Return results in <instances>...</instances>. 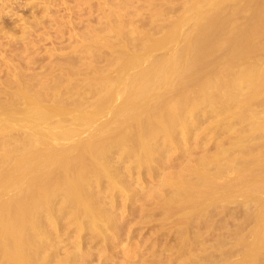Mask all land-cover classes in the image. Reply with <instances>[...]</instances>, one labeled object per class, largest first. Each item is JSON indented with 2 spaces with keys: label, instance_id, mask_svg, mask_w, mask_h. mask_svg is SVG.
<instances>
[{
  "label": "rangeland",
  "instance_id": "rangeland-1",
  "mask_svg": "<svg viewBox=\"0 0 264 264\" xmlns=\"http://www.w3.org/2000/svg\"><path fill=\"white\" fill-rule=\"evenodd\" d=\"M201 1L6 2L2 12L0 10L7 22H0V113L4 110L21 113L28 107L26 101L19 97L21 91L37 101L39 107L63 112V115L53 112L55 114L51 116L57 118L50 119L52 117L49 116L47 120L48 125L54 123L53 126L49 127L45 120L46 125L42 127L48 129L44 130L47 131L45 133L54 136L51 146L57 145L56 149L62 147L63 154L67 152L64 150L66 146L72 149L73 154L68 149L71 154L68 153V157L74 158V162L71 159L74 165L63 171L61 163L54 167L63 175L54 171L53 174L50 172L52 176L49 171L45 173L44 176L51 177L49 183L44 177V185L31 184L34 192L27 184V192L26 185H23L25 188L16 186L17 191L15 187H12L14 190L11 188L12 192L19 194L17 196L15 192L10 194L11 189H8L7 198L3 196L1 199L0 193V206L3 200L2 206L9 203L17 209L14 205L21 202L22 196L28 192L38 194L44 187L37 198L29 200L31 206L26 204L27 207L21 210V217L22 212L26 213L21 220V229L14 231L8 227L9 223L3 224L5 230L0 227L3 232L6 226L7 230L15 232L9 235L0 231L3 234L1 238H4H0V243L1 240L7 243L6 237L11 244L0 245V264H21V258L23 264H264V223L259 225L264 221L261 220L264 219V82H261L264 81V0H213L211 4L205 0L210 4L209 10ZM200 5L206 9L202 10ZM213 16L223 22L225 31H217L220 34L213 32L219 38L216 37L214 45L203 53L205 64L190 75L187 73L188 76L181 73L183 76L180 78H183H178L175 72L183 70L181 64H187L188 68L192 62L181 55L178 58L177 53L186 47L190 36L197 33L194 27ZM178 29L187 33L184 31L185 35L183 32L180 33L183 36L177 37ZM172 32L175 37L170 35ZM238 34L239 40L240 34L242 38L236 46V53L222 55L221 49H227L231 37ZM243 39L246 44L242 43ZM170 57L178 58L177 61L182 58V63L174 66L178 68L174 69L175 78L181 81L177 79L180 85L175 90L171 89L172 92L170 88L162 92L163 98H160L163 100L165 97L162 101L165 104L159 110L163 112H155L156 116H152L155 113L147 111V106H156L155 98L148 101V105H143L145 108L142 106L141 112L138 110L140 106L131 107L136 116L131 114L133 110L128 109L133 95L128 88L127 77L133 75L129 73L134 74L135 71V74H140L137 71L142 68L144 73L140 75L146 79L153 70V75H148L151 79L157 71L152 69L156 60L157 67H160L158 71H161V68L168 67ZM127 59L140 61V65L144 60L148 65L144 68V63L139 70L133 68L134 71L127 68L129 76L125 72L120 79L115 78L124 72L122 69L127 67ZM135 74L136 78L140 76ZM105 79H110V84H107L109 80L105 83ZM112 79H116L118 85L112 86L115 83ZM173 81L171 87L174 88L176 83ZM112 90L115 95L124 93L117 97L111 93ZM156 93L159 91L154 95ZM126 95L131 97L129 100L125 98L127 102L123 104L121 97ZM166 95L173 96L175 101L168 99L176 103L166 100ZM178 95L183 101L182 107L179 106L182 101L179 103ZM113 96L116 97L114 102ZM102 97L104 101L109 99L107 104H111L100 109L106 112L100 111L99 114L97 111L99 115L96 112V118L102 115L103 120H108L109 117L108 130L106 126L104 131L102 129L107 133L99 130L104 126L96 127L100 122L105 125L106 120L95 118L94 122L99 121L97 124L92 120L97 110L93 107L100 105ZM117 101L122 106L119 109L126 112L122 113L124 117L120 111H115L118 108H111L120 106ZM188 101L191 104L186 105ZM176 105L181 109V117L179 113L178 118L174 113ZM108 109L117 115L112 111L110 114ZM142 110L153 118L144 117ZM87 111L92 116L84 113ZM165 111L168 116L174 114L175 117L171 116L172 120L169 117L168 122H173L175 129L171 124L164 128L167 121L165 123L164 116L159 114L166 115ZM139 113L143 117L138 121ZM75 114L84 122L77 119L79 124L75 129L81 122L80 127L85 130L80 133L79 127L75 135L70 132L72 138L76 137L77 144L73 143L75 139L67 136L69 133L64 140L66 131L62 135L66 126L65 130H75ZM110 115L124 120L127 116L129 120L123 123L121 119V123L120 118L112 117L117 122L115 124L113 120L112 124ZM84 116L87 124L92 120L91 124L99 131L91 133L94 126L89 127L90 124L88 128L83 127L86 125ZM56 120H61L60 123L64 120L65 127ZM141 123L145 124L143 132L148 134L142 133ZM161 123L165 125L162 127ZM13 124L8 128L7 125L6 130L0 124L1 181L5 178L4 173L7 175L22 158L39 148L45 150L46 146L50 147L51 136H47L49 141L31 133L38 129V134L46 136L43 131L41 133L39 124L40 129L33 124H26V127L25 123L24 129L23 125H17L18 121L16 125L21 128H13ZM28 125L33 126L31 131ZM54 127H57L56 131ZM168 129L171 132H167ZM57 133L63 142L58 143ZM71 143L78 146L73 147ZM54 146L49 149L56 151ZM60 149L56 152L59 153ZM74 186L76 190L71 189ZM47 187L52 192L47 191ZM19 188L21 192L25 189V194L19 193ZM5 192L8 193L4 190V195ZM18 196L21 197L16 202ZM25 208H29L28 211ZM9 212L4 214L5 217L10 218L12 210ZM14 237H17V243ZM5 247L8 250H4ZM1 249L11 254L5 255Z\"/></svg>",
  "mask_w": 264,
  "mask_h": 264
},
{
  "label": "bare ground",
  "instance_id": "bare-ground-1",
  "mask_svg": "<svg viewBox=\"0 0 264 264\" xmlns=\"http://www.w3.org/2000/svg\"><path fill=\"white\" fill-rule=\"evenodd\" d=\"M7 1H8V0H0V10H1V12H2L3 7H4V5L6 4ZM196 1H197V0H195V2H196ZM208 1H210V2H209L210 4L213 2V0H208ZM215 1H216V0H215ZM201 2H202V4L207 5V9L209 8V6H208L209 3H208L207 1L203 0V1H201ZM205 2H207V4H205ZM199 3H200V2H199ZM197 4H198V3H197ZM197 4H196V5H197ZM210 4H209V5H210ZM199 7H201L202 10H203V9H206L204 6H203V7H204V8H203L202 5H200ZM199 7H197V8H199ZM210 7H211V6H210ZM191 9L194 10V12H192V13H195L196 6H195V9H194V8H191ZM199 9H200V8H199ZM196 10H197V9H196ZM208 10H209V9H208ZM197 11H198V10H197ZM197 11H196V16H197V14H198ZM204 11H205V10H204ZM198 12H199V15H200V11H198ZM206 12H207V10H206ZM192 13L190 12V14H192ZM202 13H203V12H202ZM202 13H201V14H202ZM0 15H1V13H0ZM199 15H198V16H199ZM192 16H194V15L192 14ZM223 20H224V19H223ZM0 22H2L3 24L7 23V22L5 21V18L2 17V15H1V17H0ZM223 27H224V26H222V24H218V22H210L206 27L202 26V27H201V31L206 30V28H208V30H211V29H213V28H218V29H219V28H223ZM179 28H180V27H179ZM179 30H180V29H178V31H179ZM181 30H182V28H181ZM176 31H177V30H176ZM178 31H177V32H178ZM184 31H185V30H183V32H184ZM224 31H225V30H224ZM224 31H223V32H224ZM174 32H175V31H174ZM174 32H172V34H170V35H171V36L174 35ZM183 32H180V31H179L178 35H177L176 33H175V34L177 35V37H179V35H180V36H181V35L183 36V34L185 35V34L187 33V31H185L186 33H185V32L183 33ZM189 32H190V31H189ZM189 32H188V33H189ZM206 32H207V31H206ZM216 32H217V31H216ZM216 32L214 31V33H216ZM220 32H221V31H220ZM180 33H183V34H180ZM217 33H219V32H217ZM217 33H216V34H217ZM239 33H240V32H239ZM219 34H220V33H219ZM194 35H195V33L193 34V36H194ZM223 35H224V34H222V36H223ZM242 35H243V33H242ZM171 36H170V37H171ZM188 36H190V34H189ZM216 36H217V38H219V37H218L219 35H216ZM233 36H234V35H233ZM238 36H239V34H238ZM22 37H23V36L21 35L20 38H22ZM170 37H169V38H170ZM173 37H175V35H174ZM173 37H172V38H173ZM190 37H192V36H190ZM220 37H221V35H220ZM240 37L242 38L241 34H240ZM18 38H19V37H18ZM169 38H168V39H169ZM204 38H205V37L203 36V33H200V34L198 35V37H197L198 42L200 43V44H199V47H198L197 49H193L191 52H189V51L186 50L187 53H186V54L184 53V55L193 58V59H192V62H193V63H195V62H199L200 64L203 63V60H204V59H203V57H204V54H203V53H204V52L202 51V48H203V44H204V43H203L202 40H203ZM241 38H240V40H241ZM246 38H247V35L244 36V39H246ZM244 39H243V42H242V41H241V42H242L243 44H246V43H245L246 41H244ZM0 40H1V39H0ZM217 40H219V39H217ZM240 40L238 39L237 44H238V42H239ZM19 41H20V39H19ZM162 43H163V42H162ZM162 43H160V44H162ZM216 43H217V42H216ZM163 44H164V46L166 45L165 42H164ZM239 44H240V43H239ZM162 46H163V45H162ZM186 46H187V45H186ZM200 48H201V50H200ZM183 49H184V48H183ZM236 49H237V48H236ZM206 50H207V49H206ZM181 51H182V50H180V52H181ZM180 52H178L177 55L180 54ZM188 53H189V54H188ZM190 53H191V54H190ZM181 55H182V54H181ZM179 56H180V55H178L177 57L179 58ZM134 57H135V56H134ZM149 57L151 58V56H149ZM146 58H147V57H146ZM146 58H145V60L150 59V58H148V59H146ZM170 58H171V57H170ZM178 58H177V59H178ZM185 58H186V57H185ZM135 59H136V58H135ZM135 59H130V61H129V59H127V60L129 61V62L127 61L126 64H125L127 67H126V68H125L124 66L121 67V68H123V67L125 68V69H122V71L124 70V72H121V69H120V72H121L122 74H121V75H116L115 78L118 77V78L120 79V77H121L125 72L127 73V71H129V70H128L129 68H130V69H131V68H132V69H133V68H135V69L138 68V70H139V68H141V65H143L144 63H146V61L142 60L144 63H142V64L140 65V64H139L140 61L138 62V61H136L137 59H136V60H135ZM138 59H139V58H138ZM142 59H143V58H142ZM174 59H175V58H171V62H176L177 59H175V61H174ZM181 59H182V58H180V60H181ZM140 60H141V59H140ZM150 60H151V59H150ZM150 60H149V64H151V63H150ZM162 60H164V58H163ZM172 60H173V61H172ZM180 60L177 61L178 65L182 63V62H180ZM184 60H185V59H183V62H186V61H184ZM187 60H188V59H187ZM142 61H141V62H142ZM154 61H155V60H154ZM188 61H189V60H188ZM137 62H138V63H137ZM147 62H148V61H147ZM156 62H157V60H156ZM156 62H155V65H154V62H153V65L157 67L158 64L156 65ZM164 62H165V61H164ZM127 63H128V64H127ZM165 63H166V62H165ZM186 63H187V62H186ZM136 64H139V65H137L138 67H136ZM162 64H163V63H162ZM162 64H161V67H163ZM147 65H148V63H146L145 65H143V67H144V66H147ZM151 65H152V64H151ZM171 65H172V64H169V66H171ZM178 65H177V66H178ZM186 65H187V64H185V65H184L183 63L181 64V68H182L184 71H183V70H180V67H179V70L182 71V72H180V71L175 72L176 69H178V68L175 69V68H173V67H166V68L163 67V68H161V69H163V70L160 69L161 71H158V68H160L159 66H158L157 68L154 67V66H152V67H153L152 69L155 68V70L157 69L158 72H157V71L154 72V73H155V76H154L153 78H151V79H150V78L148 79V75H149V76H150V75H153V74H152L153 70L151 71V74H150L149 72H148L149 74L147 73L148 75L145 74V75H147V77H146V79H144L145 76L142 77L143 75H140V74H143V73H144V72L142 71V68H141L140 71H137V72H139V73L141 72L140 74H138V73L135 74V71H134V69H133L132 71H134V74H135V75L138 74V75H140V76H138V78H136V76L134 77L133 72H131L132 74L129 73V75H130V76L133 75L134 78H133L132 76L129 77V78L127 77V80L129 79L128 82H127V83H129V87H128V88L130 89L131 95L134 96V97H133V96H132V97H131V96H128V97H131L130 100H132V102L129 101V103H130V104L132 103V104H131L130 108L128 109V111H129L130 109L133 110V109H132L133 106H135V107H137V108L140 106V107L138 108V110H139V109L142 108L143 105H145V104L148 105V103H147L148 101H150V100L156 98V104H155L156 106H152V105H151V106H152V107H151V106H147V105H146L150 110H149L147 107H146V109H147V111H149V112L151 111L150 113H152V112H153V113H155V112H156V113H157V112H159V113L161 112V113H162L163 111H162V110L160 111L159 109H160V106L163 104L162 101L165 99V97H164V99L161 100V98H163L162 92L165 93V90H164V89L167 90V88H168V89L170 88L169 91L172 92L171 89H174V90H175V89H176V86L180 85V84L178 83L177 79L180 78V75H182L181 73H184V75H185V74L187 75V73H189V75H190V74L194 71V70H193L194 64L189 65V68H188L187 70L185 69V68H186ZM174 66H176V65H174ZM127 68H128V69H127ZM144 68H145V67H144ZM146 69L150 71L149 68H146ZM174 69H175V71H174ZM126 70H127V71H126ZM147 70H146V71L144 70V71L147 72ZM155 70H154V71H155ZM130 71H131V70H130ZM174 72L177 73V75H178V78H177V79L175 78V77H177V75H176ZM179 72H180V73H179ZM126 73H125V74H126ZM170 73H171V74H170ZM178 73H179V74H178ZM129 75H128V73H127V76H129ZM182 76H183V75H182ZM182 76H181L180 79L183 78ZM187 76H188V75H187ZM150 77H151V76H150ZM111 78H112V77H111ZM118 78H117V79H118ZM130 78H131V79H130ZM132 78H133V79H132ZM135 78H136V79H135ZM174 78H175L176 80H175ZM180 79H178L179 82L181 81ZM108 80H109V81H108ZM112 80L115 81V83L112 81V82L114 83V84H111L112 86H113V85H116V84L118 85V83H116V82H117L116 79H115V80L112 79ZM127 80H126V81H127ZM173 80H175V81H173ZM104 81H106L105 83H107V81H108L107 84H110V79H107V80L105 79ZM126 81H124L123 84H124ZM172 81H173L174 83H176V84H174V85H175L174 88L171 87V86H172V84H171ZM176 81H177V82H176ZM260 81H261V80H260ZM261 82H264V81L262 80ZM170 84H171V85H170ZM124 85L127 86L126 83H125ZM124 85H123V88H124ZM114 87H115V86H114ZM120 87H121V86H120ZM112 88H113V87H112ZM116 88H117V87H116ZM116 88H115V90H116ZM118 88H119V87H118ZM121 89H122V88H121ZM161 89H163V91H162ZM117 90H118V89H117ZM117 90H116V91H117ZM126 90H127V89H126ZM138 90H140V91H138ZM157 90L159 91V94H160V95H159L158 93H156V95H154L155 92H158ZM118 91H120V90H118ZM160 91H161V93H160ZM169 91H167V92H169ZM114 92H115V91H114ZM136 92H139V93H136ZM21 93H22V94L19 95V97H20V98L22 97V99H23L24 101H26V103L28 104V107H26V109H25L24 111L22 110L21 113H20L18 110H17L18 112H17V111L12 112L13 110H12V111H8V110L5 111V110H4V112H1V113H0V124H1V126L3 127V129L5 128V130H6V126L8 125L7 128L10 127L9 124H11V123H12V124L14 123V124L16 125V124H17V121H18V124H17V125H20V124H21V126L23 125L22 128L25 127V126H24V123H25V125H26V124H30V125L33 124V126H34V125H35V126H36V125L38 126V124H39V126H40V128H41V133H43L44 130H48V129H43V128H45V127H42V125H43V124L46 125L47 120L49 119V116L52 117V118H50V119H53L54 117H56V116H51L52 114L54 115V114L56 113V111H54V110H53V111H52V110H46V109H44V108L39 107L38 104L36 103L37 101H34V99L30 98V95H28V94L25 93L24 91H23V92L21 91ZM111 93H113V90H112ZM122 93H124V91H123ZM122 93L117 92V95L120 94V96H121ZM125 93H127V91H126ZM164 93H163V94H164ZM19 94H20V92H19ZM109 94H110V93H109ZM113 94H114V93H113ZM127 94L130 95L129 93H127ZM114 95H115V94H114ZM117 95H115V96H117ZM135 95H136V96H135ZM160 96H162V97L160 98ZM164 96H165V95H164ZM113 97H114V96H113ZM117 97H118V96H117ZM128 97H127V95H126V97H125V96H124V97H123V96L121 97V98H123V104H124V101H125V103L127 102V101H126L127 99H125V98H128ZM136 97H137V99H138L139 102L137 101ZM169 97L173 99V96L171 97V95H169ZM169 97H167V95H166V100H169V99H168ZM178 97H180V96L178 95ZM108 98H109V97H108ZM115 98H116V97L113 98V101H112V102L115 101V100H114ZM132 98H133V99H132ZM100 99H101V98H100ZM102 99H103V100H99L100 102H99V101H98V102L100 103V105H101V104H104V105H102L101 107H100V105H98L97 107L94 105L95 107H93L94 109H95V108L97 109V110L95 111V114H96L97 111H98L99 114H100V111H101L100 109H102L103 107H105V105H106V106L108 105V104H107L108 102H107L106 100L109 101V99H106V98H105V101H106V102L104 101V97H102ZM117 99H118V98H117ZM117 99H116V100H117ZM124 99H125V100H124ZM135 99H136V100H135ZM172 99L169 100V102H170V101L173 102L174 99H173V100H172ZM180 99H181V97L179 98V100H180ZM183 99H184V98H183ZM118 100H119V99H118ZM128 100H129V98H128ZM134 100H135L136 102H135ZM166 100H165V102H166ZM184 100H185V99H184ZM101 101H103V102H105V103H103V102L101 103ZM174 101H175V100H174ZM181 101H182V100H180L179 103H180ZM185 101H187V100H185ZM117 102H118L119 104H118ZM117 102H115V103H117L118 105L121 104L119 101H117ZM150 102H151V101H150ZM150 102H149V103H150ZM189 102H190V101H188V103L186 102V103H187L186 105L191 104V103H189ZM191 102H192V104H193V101H191ZM96 103H97V102H96ZM96 103H95V104H96ZM99 103H97V104H99ZM138 103H139V104H138ZM143 103H144V104H143ZM175 103H176V102H173V104H175ZM110 104H111V102L109 103L108 106H110ZM117 104H116V105H117ZM164 104H165V103H164ZM164 104H163V106H164ZM112 105H113V104H112ZM118 105H117V106H118ZM125 105H126V104H125ZM125 105H123V106H125ZM149 105H150V104H149ZM181 105L183 106V101L181 102V104H180L179 106L182 107ZM114 106H115V105H114ZM114 106L111 107V108H113V109H114V108H115V109L118 108V111L115 110V109H114V110H115L116 112H119V111H120V112H121L120 115H121L122 117H124L123 114H122V113L124 112V110H120V109H119V107L122 108V106H121V105L118 106V107H116V106L114 107ZM98 107H99V108H98ZM131 107H132V108H131ZM174 107H176L177 109H179V107H178L177 105L174 106ZM91 108H92V107H91ZM91 108H90V109H91ZM123 108H124V107H123ZM125 108L127 109L128 107L125 106ZM144 108H145V106H143V109H144ZM90 109H89V110H90ZM177 109L175 110L174 113H175V116H176V114H177L176 117L178 118V117H179L178 114L181 112V111H180L181 109H179V110H177ZM0 110H1V109H0ZM131 110H130V111H131ZM91 111H92L91 113L94 114L93 110H91ZM102 111H103V110H102ZM102 111H101V112H102ZM108 111L110 112V114H111V111H112V114H113V115H117L112 109H111V110L108 109ZM108 111H107V113H109ZM139 111H140V110H139ZM144 111H146V110H144ZM144 111L142 110V113H141V114H143ZM147 111H146V112H147ZM176 111H177V112H176ZM53 112H55V113H53ZM98 112H97V114H98ZM104 112H106V110H104ZM104 112H102V113H104ZM140 112H141V111H140ZM146 112L143 114L144 117H147V116H148V117H151V114L148 115V114H146ZM165 112H166V111H165ZM168 112H169V111H168ZM58 113H59V115H63V112H61V111H59ZM58 113H56L55 115H57ZM61 113H62V114H61ZM84 113H85V114H86V113H87V114H91L89 111L84 112ZM130 113L133 114V113H135V112H134V110H133V112H130ZM147 113H148V112H147ZM153 113H152V114H153ZM156 113L153 114L152 116H154V115L156 116ZM77 114L79 115V113H77ZM77 114H75L77 118H75V115H74V118H73V120H74V121L76 120V121H75V122L72 121V122H73V126H74V124H75L74 129H75V127L77 126L76 124H79L77 121H78L80 118H78ZM85 114H84V115H85ZM95 114H94V116H95L94 118H93L92 114L90 115V116H92L93 124H97V122L101 121V119L103 118L102 115L99 116V118L101 117L100 119H99L98 117L96 118L97 114H96V115H95ZM99 114H98V115H99ZM124 114H126V112H124ZM145 114H146V116H145ZM157 114H158V113H157ZM169 114H170V112H169ZM182 114H183V113H182ZM106 115H109V114H106ZM118 115H119V114H118ZM134 115L136 116V113H135ZM137 115H140V113L137 114ZM179 115H180V117H181V113H180ZM192 115H193V114H192ZM72 116H73V114H72ZM72 116H71V117H72ZM79 116H80V115H79ZM90 116H88V117H90ZM159 116H164V119H163L162 117H159L160 120H161V118H162L163 120H165V123H166V121H167V123H166L167 126H166V127L164 126L165 129H166L167 127H169V126H168L169 124H171V127H172L173 129H175L174 125L172 124L173 122H168V120H170L169 117H171V116L175 117L174 114L171 113V114L168 116V115H167V112H166V115H162V114L160 115V114H159ZM68 117H70V115H69ZM107 117H108V116H107ZM112 117H117V118H118V116H112V115H110V118H111L110 120L112 121V124H113V120H114V119H112ZM142 117H143V116L140 115V118H139V117H138V118L135 117V118L139 121V119L141 120ZM173 117H171V120H172ZM56 118H57V117H56ZM58 118H59V116H58ZM86 118H87V117H86ZM95 118H96L97 120L99 119V121L96 120L97 122H94ZM119 118H120V120L122 119L120 116H119ZM119 118H118L117 120H119ZM127 118H128V117L126 116V119H125V120L122 119L124 122L121 120V123H122V122H123V123H127V121L129 120V119H127ZM130 118H131V117H130ZM151 118H153V117H151ZM154 118H155V117H154ZM157 118H158V117H156V119H157ZM168 118H169V119H168ZM177 118H176V119H177ZM69 119H70V118H69ZM77 119H78V120H77ZM88 119H91V117L88 118ZM103 119H104V118H103ZM103 119H102V120H103ZM144 119H145V118H144ZM45 120H46V123H45ZM80 120H81V119H80ZM86 120H87V119H86ZM86 120H85V116H84V121H85V124H86V125H83V127H85V126H87V125L89 126V124L91 125V126H89V127L94 126L93 124H91V123H92V120H91V122H89L90 120H88L89 124H87ZM105 120H106V119H105ZM105 120H103V121L105 122ZM108 120H109V117H108ZM108 120H106L105 125L102 124V122H100L101 124L98 123V125H97L96 127L99 128V127H103V126H104V127L101 128V129L99 128V130H101L100 132H103L105 129L108 130L107 127H109V125H110V124H108V122H107ZM126 120H127V121H126ZM131 120H132V118H131ZM157 120H158V119H157ZM178 120H179V122L181 121L180 119H177V121H178ZM14 121H16V123H15ZM19 121H20V122H23V123H19ZM51 121H52V120H50V122H51ZM56 121H58V122L60 123L61 120H56ZM70 121H71V119H70ZM70 121L67 120V122H69V124H70ZM111 121H110V122H111ZM115 121H116V118H115V120H114V123L116 124L117 122H115ZM125 121H126V122H125ZM158 121H159V120H158ZM173 121H174V120H173ZM10 122H11V123H10ZM43 122H44V123H43ZM58 122H55V123H56L57 125H60V124H63V123H64V120H62V123H60V124H59ZM72 122H71V123H72ZM79 122H80V121H79ZM81 122H83V121L81 120ZM81 122H80V125H79L75 130H72V129L70 128V130L67 129V130H68V131H67V130H65V129L67 128V126H66V128H65V129L63 130V132H62V133H63L62 135H64V131H66V134L64 135V140H65V138H68L69 136H70V137L72 136V135L70 134V132H73V134L75 135L76 131H79L78 128L81 126V124H82ZM141 122H144V121L142 120ZM65 123H66V121H65ZM83 123H84V122H83ZM118 123H119V122H118ZM162 123H164V121H162ZM162 123H161V124H162ZM174 123H175V122H174ZM180 123L183 124L184 122H183V123L180 122ZM14 124H13V125H14ZM53 124H54V123H51L50 125L53 126ZM67 124H68V123H67ZM67 124H66V125H67ZM106 124H108V126H107ZM181 124H180V125H181ZM15 125L13 126V128L18 127L17 125H16V126H15ZM47 125H48V123H47ZM50 125H48V126L50 127ZM57 125H56V126H57ZM63 125H64V126H62V127L64 128V127H65V124H63ZM70 125H71V124H70ZM70 125H68V126L70 127ZM163 125H165V124H162V127H163ZM172 125H173V126H172ZM33 126H32V127L30 126L31 129H33ZM35 126H34V127H35ZM37 126H36V128H37ZM39 126H38V128H39ZM60 126H61V125H60ZM60 126H59V127H60ZM88 126H87L86 128H88ZM105 126H106V128H105ZM141 126L143 127V128L141 129V130H142V133H146V131L143 132V131H144L145 124L141 123ZM26 127H27V125H26ZM26 127H25V128H26ZM28 127H29V125H28ZM30 127H29V130H30ZM49 127H48V128H49ZM62 127H60V128H62ZM69 127H68V128H69ZM96 127L94 126L93 129L91 128V129H92L91 133H94L93 130H95V132H96V130L99 131ZM18 128H21V127L19 126ZM25 128H24V129H25ZM36 128H34V129H36ZM40 128H39V129H40ZM54 128H56V129L54 130V131H56V130H57V127H54ZM54 128H53V129H54ZM63 128H62V129H63ZM72 128H73V127H72ZM95 128H96V129H95ZM104 128H105V129H104ZM172 128H171V129H172ZM185 128H186V127H185ZM3 129H2V131H3ZM58 129H59V128H58ZM62 129H61V130H62ZM83 129H84V128H83ZM83 129H81V127H80V130H82V132H80V133H83V131H85V130H83ZM102 129H103V131H102ZM171 129H168L167 132H168V131L171 132ZM173 129H172V131H173ZM61 130H59L58 132L61 133V132H60ZM112 130H115V129L112 128ZM30 131H31V130H30ZM33 131H35V130H32L31 133H33V134H34V133H37V135H39L40 137L43 136V137H45V138H48L47 136H49V137L51 136V137H50V138H51V141H50V139L48 138L49 141H50V143H49V146H50V147H48V146L45 147V146H44V147H45V150L43 149L44 147H43V148L41 147V149H43V150H39V149H40V148H39V149H37V150L31 152V153L28 154L26 157L22 158V159H21V160H20V161L14 166V168H12L11 171L9 170L10 172H8L7 175H5L6 173H4V176H5V178L3 179V181L5 180L4 183H3V181H1V179H0L1 184H2V185L0 186V193H2V197H1V194H0L1 199L3 198V196L7 198V197H8L7 195H9V192H10V191H11V192H10V194H11V193L17 191V187H19V186H23V185H26L25 187H26L27 189H26V190L24 189L26 192L28 191V187H30L29 190H31L32 192H34V190L31 189L32 185H33V186H36L35 183H37V185H38V184H40V185H44V184H43V181H42V178L44 179V177H45L46 179H48L47 181H48V183H49V179H50L51 177H47V175L44 176L45 173H47L48 171H49V175H51L50 172L52 173V171H54L55 173H59L58 171H56L57 168H55L56 170H54V167H57V165H59L60 163H61L62 166H63V167L61 166V168H63L62 171H63V170H67V169H69V168L71 169V166L74 165V164H73V162H74L73 159H74V158H70V157H68V156H69L68 153L70 154V152H71V154H73V152L71 151L72 149L70 150V149L67 148V146L64 144L63 147L66 146V148H67V149L64 148V150H65V151L67 150V152H65V154H63L62 151H61L63 148L60 147V148H61V149H60V148L57 147L58 149H60V150H59V153H58V152H56V151L58 150V149H56V146H57V145H56V144H55L56 146H54V145L51 146V145H50L51 143H53L52 140L54 139V136H52L50 133H49V134H48V133H45V132H47V131L44 132L46 136H44V134H42V135H41V134H38V133H39L38 129H36V132H33ZM42 131H43V132H42ZM48 132H50V131H48ZM105 132H106V131H105ZM105 132H103V133H105ZM147 132H149V131H147ZM55 133H56V132H55ZM59 133H57V134H58V139H60L59 137H61V135L59 136ZM68 133H69L70 135H69ZM77 133H78V132H77ZM80 133H79L78 135H80ZM84 133H85V132H84ZM106 133H107V132H106ZM47 134H48V135H47ZM67 134H68V135H67ZM146 134H148V133H146ZM66 135H67L68 137H65ZM34 136L36 137V134H35ZM39 136H38V137H39ZM76 136H77V135H76ZM52 137H53V139H52ZM74 137H75V136H74ZM74 137H73V138L71 137L72 139H75V141H74L73 143L76 142V137H75V138H74ZM78 137H79V138H77L78 140L81 139L80 136H78ZM71 138H70V139H71ZM43 139H44V138H43ZM62 139H63V136H62ZM72 139H71V140H72ZM54 140H55V139H54ZM68 140H69V139H67V141H68ZM71 140H70L69 142H71ZM44 141H47V140L44 139ZM72 141H73V140H72ZM47 142H48V141H47ZM61 142H63V141H61V139H60V141H58V143H61ZM65 142H66V141H65ZM79 142H80V140H79ZM67 143H68V142H67ZM67 143H66V144H67ZM73 143H71V144H73ZM77 143H78V142H77ZM77 143H75V144H77ZM47 144H48V143H47ZM53 144H54V143H53ZM62 144H63V143H62ZM44 145H45V144H44ZM69 145H70V143H69ZM73 145H74V144H73ZM53 146L55 147L56 151H55V150H51V149H49V148H51V147H52V149H53ZM76 146H78V145H76ZM76 146L74 145L73 147H76ZM47 147H48V148H47ZM71 147H72V146H71ZM73 147H72V148H73ZM68 149H69L70 152H68ZM64 150H63V152H64ZM60 151H61V153H60ZM96 152H98V151H96ZM66 153H67V154H66ZM71 154H70V156H71ZM98 155H99V154H98ZM148 155H149V154H148ZM72 156H73V155H72ZM71 159H72L73 162L71 161ZM69 162H72V164L70 165ZM59 166H60V165H59ZM52 167H53V169H52ZM50 168H51V169H50ZM72 168H73V167H72ZM58 170H59V168H58ZM59 171H61V169H60ZM64 172L67 173L68 171H67V172L64 171ZM52 174H53V173H52ZM59 174L63 175V173H59ZM59 174H58V175H59ZM2 176H3V175H2ZM42 176H43V177H42ZM51 176H52V175H51ZM54 176H55V175H54ZM55 177H56V176H55ZM1 178H2V177H1ZM44 180H45V179H44ZM33 183H34L35 185H34ZM27 184H28V185H31V184H32V185L27 187ZM16 186H17V187H16ZM75 186H76V185H75ZM75 186H74V188L71 187V189L76 190L75 188H76L77 186H76V187H75ZM12 187H13V188H14V187L16 188V189L14 188L15 191H13V192H12V189H13ZM23 187H24V186H23ZM25 187H24V188H25ZM40 187H41V186H40ZM11 188H12V189H11ZM20 188H21V187H20ZM20 188H19V191H18V192L21 193V194H23V193L25 194V191L22 190V192H23V193H22V192L20 191ZM42 188H44V187L42 186ZM42 188H41V190H40L41 192H42ZM8 189H11V190H9V192H8ZM14 189H13V190H14ZM46 189H47V191L49 190L48 187H47ZM51 189H52V187H51ZM2 190H3V191H2ZM4 190H6V191L8 192V193L5 192V195H4V193H3ZM73 190H72V191H73ZM40 191H39V192H40ZM49 191L52 192V190H49ZM37 192H38V191H37ZM39 192H38V194H37V193H35V194H34V193H33V194H30V192H28L29 194L26 193L24 196H22V197L24 198V200H22L23 198L20 200V197H21V196H20V197L18 196L19 198L16 197V198H15V200L17 199L16 202L19 201V200L21 201L19 204H17V203L15 202L17 205H14V207L17 206V209H16V207L13 208V206H9V205H11V204H9V203H7V202H5V204L7 203V206H5V207L2 206V205L4 204V202H3V200H2V203H3V204H1V206H0V227H4L7 223L11 224V225H9L8 227H10L11 229H14V231H15L17 228H19L20 226L22 227V225H21V224H22V221H21V220H22L23 217H25L24 215H26V213L24 212L25 214H22V213H23V212H22V213H21L22 217H21V216H20V212H21V210H22L24 207H27L28 204H29V206H31V202H30V201H32L31 198H33V197H35V196H36V198H37V196L39 195ZM41 192H40V193H41ZM44 192H45V191H44ZM44 192H43V193H44ZM51 192H50V193H51ZM73 192H75V191H73ZM45 193H46V192H45ZM45 193H44L43 196H45ZM47 193H48V192H47ZM50 193H49V194H50ZM6 194H7V195H6ZM15 194H16L15 196L19 195V194H17V192H15ZM21 194H20V195H21ZM36 194H37V195H36ZM41 195H42V194H41ZM79 195H80V194H79ZM79 195H77V197H80V198H81V196H79ZM48 196H49V195H48ZM40 197H41V196H40ZM6 198H5V199H6ZM18 199H19V200H18ZM25 199H26V200H25ZM30 199H31V200H30ZM29 200H30V201H29ZM83 200H84L83 198H82V201H81V199H80L81 203L83 202ZM77 201H78V203H80V202H79V199H78ZM29 202H30V203H29ZM0 203H1V202H0ZM15 203H14V204H15ZM84 203H85V201H84ZM8 204H9V205H8ZM26 204H27V205H26ZM29 206H28V207H29ZM29 208H30V207H29ZM29 208H28V209H29ZM25 209H26V208H25ZM28 209H26V211H28ZM11 210H12V214H10V218H8V216L5 217L6 215H4V214H5V213L7 214V213H8L9 211H11ZM13 211H14V213H13ZM9 213H11V212H9ZM18 213H19V215H18ZM263 214H264V212H263ZM11 216H12V218H11ZM260 218H261V217H260ZM263 218H264V217H263ZM23 219H24V218H23ZM261 220H264V219H261ZM263 223H264V221H263V222L261 221V222L259 223V225H260V224L263 225ZM3 224H4V226H3ZM261 225H260V226H261ZM11 226H13V228H12ZM14 227H15V228H14ZM21 227H20L19 229H21ZM262 227L264 228V226H262ZM2 229H3V228H0V231H1ZM11 229H10V230H9V229L7 230V226H6V231L3 232V230H2V232H3V233H6V232H7V234L10 235V234L13 232V230H11ZM260 229H262V228H259V230H260ZM4 230H5V227H4ZM2 232H0V235H1L0 238H1L2 235H3ZM17 232H20V230L17 231ZM13 233H15V232H13ZM261 233L263 234V232H261ZM7 234H6V235H7ZM16 234H18V233H16ZM262 234H260V235H262ZM13 235H15V234H13ZM4 236H5V234H4ZM15 236H18V235H15ZM261 237H262V236H261ZM14 238H15V237H14ZM16 238H17V237H16ZM16 238L14 239V241L17 240ZM262 238H263V237H262ZM262 238H261V239H262ZM1 239H4V238H1ZM6 239H7V243H8V245H11V244L9 243V241H8V238L5 237V240H6ZM1 241H2L3 243L1 242L0 245H2V244H5V245H6V244H7V243H4V240H1ZM5 242H6V241H5ZM16 243H17V241H16ZM13 244H14V243H13ZM8 245H7V246H8ZM7 246H6V247H7ZM2 247H4V246H2ZM2 247H1V248H2ZM6 247L3 248V249H4V250H5V249L8 250ZM12 247H13V245H12ZM8 248H9V247H8ZM10 248H11V246H10ZM15 248L18 249V245H17V247H16V245H15ZM15 248H13V249H15ZM3 249H1V251H2ZM11 249H12V248H11ZM4 250H3L2 252H5V253H4L5 255H6V254H8V255L11 254V252L6 253L7 251H4ZM9 250H10V249H9ZM11 251H13V250H11ZM18 259H20V258H18ZM21 260H22V263H21V264H23V258H21ZM21 260H19V261H21ZM24 261H25V263H26V260H24ZM26 264H27V263H26Z\"/></svg>",
  "mask_w": 264,
  "mask_h": 264
},
{
  "label": "water",
  "instance_id": "water-1",
  "mask_svg": "<svg viewBox=\"0 0 264 264\" xmlns=\"http://www.w3.org/2000/svg\"><path fill=\"white\" fill-rule=\"evenodd\" d=\"M253 16H255L254 15V13H253ZM253 21V20H252ZM251 21V22H252ZM210 22H218V24H222L223 26H224V24H223V22L222 21H219L218 19H215V16H213V17H211L210 19H208V20H206V21H203V22H200L199 24H198V26H195L194 27V29H197V33L193 36V37H191L190 38V41H189V43L187 44V46L181 51V53L179 54V55H181V56H184V57H186L188 60H191V62H192V59L193 58H191V57H189V56H186V55H184V53L186 54L187 52H186V50L187 51H189V52H191L193 49H197L198 47H199V42H198V39H197V37H198V35L200 34V33H203V36L205 37L202 41H203V48H202V51L203 52H205L206 51V49H208V48H210V47H212L213 45H214V43H215V40H216V34H214L213 32L214 31H223L224 30V27L223 28H213V29H211V30H208V28H206V30H203V31H201V27L202 26H204V27H206ZM207 31V32H206ZM238 39H239V37H238V35H235V36H232L231 37V39H230V42H229V47L227 48V49H225V48H222L221 49V52H222V55L224 54V53H227L228 55H233V54H235L236 53V48L239 46V42H238V44H237V41H238ZM214 42V43H213ZM237 46V47H236ZM200 50H201V48H200ZM225 51V52H224ZM189 54V53H188ZM191 54V53H190ZM221 55V56H222ZM216 59H214V60H212V61H215ZM205 62V61H204ZM177 63V60H176V62H170V60H169V62H168V64L166 65V66H168V67H173L174 68V65ZM169 64H172L171 66H169ZM191 64H194V67H193V70L194 71H197V70H199L200 68H201V66H203L205 63H199V62H195V63H191ZM189 68V67H188ZM188 68H186V70L188 69Z\"/></svg>",
  "mask_w": 264,
  "mask_h": 264
}]
</instances>
